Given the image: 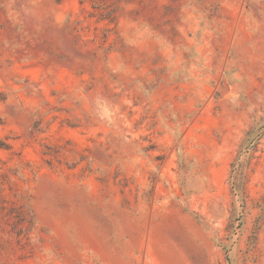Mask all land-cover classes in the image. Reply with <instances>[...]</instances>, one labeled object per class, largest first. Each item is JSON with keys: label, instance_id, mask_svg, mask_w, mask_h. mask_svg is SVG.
<instances>
[{"label": "rangeland", "instance_id": "rangeland-1", "mask_svg": "<svg viewBox=\"0 0 264 264\" xmlns=\"http://www.w3.org/2000/svg\"><path fill=\"white\" fill-rule=\"evenodd\" d=\"M0 264H264V0H0Z\"/></svg>", "mask_w": 264, "mask_h": 264}]
</instances>
